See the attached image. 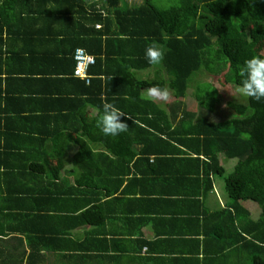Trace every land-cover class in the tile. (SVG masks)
Instances as JSON below:
<instances>
[{
    "label": "trees",
    "instance_id": "trees-1",
    "mask_svg": "<svg viewBox=\"0 0 264 264\" xmlns=\"http://www.w3.org/2000/svg\"><path fill=\"white\" fill-rule=\"evenodd\" d=\"M32 1L34 7L13 8L9 0H0V69L9 71L3 58V33L13 32L11 17L28 11L32 27L39 24L38 29L47 28L48 33L52 29L61 45L70 43V49L62 51L60 57L70 60L73 72L69 73L82 90L78 93L67 90L70 98L66 101L79 100L86 108L89 102L97 112L95 117L101 114L104 103H112L128 113L123 119L129 128L119 136H105L95 126V119L89 125L85 123L87 117L82 118L86 129L66 118L63 126L73 132L76 148L58 144L64 140L57 136L65 131L57 132L56 127L55 131L48 130L53 144L46 147L11 128L12 125L20 128V116L12 117L5 125L8 110L0 95V174L4 166L15 169V176L31 170L40 174L41 181L45 175L46 184L54 188L60 181L57 180L60 171L68 165L80 169L87 178L79 188L95 180L94 176L89 179V173L104 172L111 163L117 165L122 160L131 164L154 152L175 154L182 157L178 165L185 177V174L206 175V191L191 192L188 196L190 203L199 202L203 214L209 211L204 201L209 199L214 179L225 182L231 209L220 211L217 231L254 239L256 250L246 259L249 264H264V100L242 97L226 103L219 88L208 82L224 73L229 82L239 86L245 60L254 55L264 57V0ZM86 3L96 14L88 11ZM67 11L72 24L65 21ZM150 45H156L165 54L158 66L145 59V49ZM81 49L94 58L88 68L89 78L74 74L76 52ZM59 67L62 69L63 65ZM156 85L167 87L172 101L152 102L147 92ZM188 94L193 95L192 103L186 101ZM37 103L39 107L27 116L34 122L40 109ZM57 109L63 110L62 104ZM59 117L53 116L58 125ZM49 156L58 158L55 168L51 167ZM114 191L117 189L111 193ZM29 192L27 199L18 200L21 221L18 220L17 229L9 226L22 238L16 239L20 241V252L13 255L2 247V259L9 256L18 264H189L186 259L153 257L151 251L130 260L124 252L117 251V243L109 247L96 241L88 245H81L84 242L81 241L77 246L63 243L57 235L62 234L65 225L56 222V207L61 205L59 196L71 198L74 191H44L46 196L39 198L35 187ZM245 202L256 204L260 214L254 217ZM76 213L80 225L89 222L90 215L82 214L84 211ZM218 216L214 214L213 218ZM77 217L71 224L79 226ZM235 221L242 230L236 229ZM1 233V239L8 237L4 236V230ZM89 234L92 233L87 232V237ZM159 244V240L136 244L135 250L139 249V253L144 247L156 250ZM168 245L175 247L172 243ZM6 263L7 259L0 261Z\"/></svg>",
    "mask_w": 264,
    "mask_h": 264
},
{
    "label": "crops",
    "instance_id": "crops-1",
    "mask_svg": "<svg viewBox=\"0 0 264 264\" xmlns=\"http://www.w3.org/2000/svg\"><path fill=\"white\" fill-rule=\"evenodd\" d=\"M27 1L29 3L26 0H9V4L13 8L19 5L35 6L32 0ZM85 6L89 8V12L96 14L94 8L92 12L89 3ZM70 11L65 12L67 24H72ZM27 12L18 13L17 18L11 17L13 32L3 33V58L7 60L6 66L9 69H0L1 101L8 110L5 125L12 121V117L20 116V128L14 125L11 128L24 134L23 137L31 138L33 143L44 144L46 147L53 144L50 140L52 134L48 136V130L55 131L56 127L57 132L65 131V134L57 136L64 140L58 144L76 148L73 132L63 126L65 121L69 119L86 128L85 123L90 125L97 112L89 102L86 108L79 100L66 101V98H70L65 93L67 90L77 93L82 90L80 83L71 76L73 71L70 60L60 57L62 51L70 49V43L61 45L52 29L48 33L47 28L38 29L39 24L36 28L32 27L28 22L30 14ZM59 14L61 17V13ZM61 58L68 61L62 62ZM60 65H63L62 69ZM37 102L40 103V109L34 115L38 117L34 122L27 116L30 111L39 107ZM59 104H62L63 110H56ZM53 116H60L59 125L53 120ZM85 116L87 119L84 123L82 118ZM46 117L48 119H43ZM171 143L179 145L177 142ZM2 150L5 151L4 148ZM181 158L172 153L158 155L154 152L131 164L121 160L117 165H106L104 172L99 170L95 175L89 173V179L94 176L95 180L91 185L88 183L79 188V184L86 183L87 178L76 167L75 170L67 165L66 169L60 171L58 186L53 188L48 182L46 184L45 175L42 181L40 174L31 170H24L23 176H15V169L4 166L0 174V249L7 248V252H12L13 255L15 251L20 252V241L16 239L22 238L18 233L12 232L9 226H16L17 229V222L20 220L18 200L27 199L29 191L35 187L38 198L46 196L44 191H74L71 198L59 196L61 205L56 207V222L65 225V228L62 227V234L57 235L63 243L77 246L81 241H84L81 245L96 241L104 242L103 245L108 247L117 243V251L124 252L125 257L130 260L133 256H145L151 251L153 257L164 256L173 258V261L186 259L189 264H249L246 257L256 250L252 243L254 239L251 240L248 236L238 238V233H224L220 229L217 231L222 215L220 211L229 208L230 203L225 182L219 178L214 179L209 199L204 201L209 211L203 214L199 202L190 203L188 196L191 192L206 191V175L185 174V177L183 168L178 165ZM49 160L51 167L55 168L57 164L53 163L58 158L49 156ZM230 168L232 171L234 165ZM113 189L117 191L111 193ZM245 205L250 208L254 217L260 214L256 204L245 202ZM94 208H97L96 211ZM86 210L91 218L88 223L80 225L79 214L76 212L84 211L83 214L86 215ZM214 214L219 216L213 218ZM76 216L75 221L79 226L71 224ZM235 223L236 229L240 230L239 222ZM220 224L225 226V222ZM2 230L7 238L1 239ZM87 232L92 234L87 237ZM157 240L161 244L157 245L156 250L147 247L141 253L139 249L135 250L136 244H152ZM162 243H166V246L162 247ZM169 243L175 247L172 248Z\"/></svg>",
    "mask_w": 264,
    "mask_h": 264
},
{
    "label": "clouds",
    "instance_id": "clouds-1",
    "mask_svg": "<svg viewBox=\"0 0 264 264\" xmlns=\"http://www.w3.org/2000/svg\"><path fill=\"white\" fill-rule=\"evenodd\" d=\"M105 13V12H104ZM106 15V14H105ZM164 52L156 45H150L145 49V59L152 66H158L163 62ZM147 95L152 102L169 99L170 91L167 87L159 85L148 89ZM234 97L249 98L254 101L264 100V57L252 56L245 60L241 69L239 87ZM128 115L112 103H104L101 114L95 117V126L105 135L116 137L128 130V124L124 117Z\"/></svg>",
    "mask_w": 264,
    "mask_h": 264
},
{
    "label": "rangeland",
    "instance_id": "rangeland-1",
    "mask_svg": "<svg viewBox=\"0 0 264 264\" xmlns=\"http://www.w3.org/2000/svg\"><path fill=\"white\" fill-rule=\"evenodd\" d=\"M139 1V0H138ZM205 80H208V78H206ZM212 85H215L219 88L220 94L224 99V102L227 103L228 100H235L236 98L234 97V95H236V89L239 87L237 85L232 84L231 82H229L226 78L224 73L221 74L220 76L216 75L212 78L209 79V81ZM169 97H173V96H169ZM193 95L192 94H188V97L186 99V101L188 103H192L193 102ZM238 99H242V97H238ZM169 101H172L170 99H168ZM163 102V101H160ZM165 103V102H163ZM53 164H56V162H54ZM97 208H94V210L96 211ZM253 210V209H252ZM83 214V213H82ZM81 214V215H82ZM86 214H88L87 210H86ZM19 249V248H18ZM10 251V250H9ZM10 253V252H9ZM7 259V263L6 264H18V262H14V260L9 257L6 256V258L2 259L0 258V261H3ZM10 259L11 262H8ZM12 259V260H11Z\"/></svg>",
    "mask_w": 264,
    "mask_h": 264
},
{
    "label": "built area",
    "instance_id": "built-area-1",
    "mask_svg": "<svg viewBox=\"0 0 264 264\" xmlns=\"http://www.w3.org/2000/svg\"><path fill=\"white\" fill-rule=\"evenodd\" d=\"M76 61L77 65L74 74L82 78H88V68L94 63V58L81 49L76 52Z\"/></svg>",
    "mask_w": 264,
    "mask_h": 264
}]
</instances>
